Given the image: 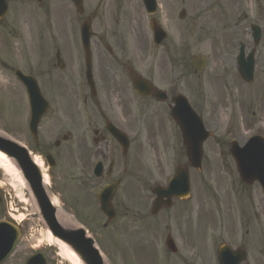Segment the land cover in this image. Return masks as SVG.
I'll list each match as a JSON object with an SVG mask.
<instances>
[{
	"label": "rangeland",
	"instance_id": "rangeland-1",
	"mask_svg": "<svg viewBox=\"0 0 264 264\" xmlns=\"http://www.w3.org/2000/svg\"><path fill=\"white\" fill-rule=\"evenodd\" d=\"M42 2L45 9L39 10L36 0H7L8 13L0 21L1 44L8 37L11 25L17 30L23 27L25 35L26 22L41 14L39 18L49 40L56 34L76 37L78 24L75 19L78 17L80 23L95 11L105 17V21L97 18L92 21L96 35L105 36L108 31L107 36L115 38L108 37L110 40L142 43L144 69H151L163 78L173 77L178 91L187 96L204 127L211 132L202 144L201 171L189 166L176 125L165 138H134L132 146L137 149L132 148L127 155L128 186L122 189L119 197L128 204L127 212L116 210L115 218L106 227L102 226L105 217L92 207L91 192L78 190L70 177L47 180L48 194L85 226L101 250L105 264H183L182 257L189 258L196 250L204 256V264H216V249L221 243L231 248L243 243L251 264H263L262 192L256 183L245 185L240 181L229 145L235 141L242 146L253 134L264 136V0L159 1L160 7L154 16L167 32L166 43L171 50L157 57L158 49L149 39L152 33L140 0H83L81 15L75 12L69 0ZM181 9L185 10L182 20L177 16ZM135 23L143 27L130 28ZM251 23L260 26L262 31L256 45L250 36ZM141 33L147 37L145 40L138 38ZM131 34L138 35L131 39L125 37ZM239 42L244 43L245 54L254 50L251 83L243 81L236 69ZM195 55H202L207 61L206 67L196 73L189 66ZM43 92L50 97L48 90L43 89ZM55 94L52 93L53 99H56ZM27 123L25 92L12 72L0 67V131L25 146L39 160L40 153L32 147ZM37 140L39 144L42 141L40 137ZM42 162V170L46 173V165ZM179 166L186 168L189 174L188 204L203 202L204 214H199L197 219L191 216L187 222V214L177 213L172 207L151 217L150 188L155 184L165 185ZM137 176L142 187L137 186ZM0 197L3 199L0 219L17 223L21 232L15 249L1 264H25L27 257L36 251L43 252L47 264H70L58 255L55 246L45 243L46 229L25 182L20 185L14 175H6L0 169ZM62 200L70 202L65 203L81 214L63 206ZM136 201H141V205L136 207ZM248 218H251L249 223ZM168 233L177 246L176 255L165 248L164 239Z\"/></svg>",
	"mask_w": 264,
	"mask_h": 264
},
{
	"label": "flooded vegetation",
	"instance_id": "flooded-vegetation-1",
	"mask_svg": "<svg viewBox=\"0 0 264 264\" xmlns=\"http://www.w3.org/2000/svg\"><path fill=\"white\" fill-rule=\"evenodd\" d=\"M36 1L37 9H45L42 0ZM159 1L172 2V0H155L156 12L160 7ZM140 2L144 9L142 0ZM41 15L26 22L25 35H23V27L17 30L11 25L7 30L8 37H5L2 44L0 42V67L10 70L17 84L23 89L22 83L15 77L16 70L32 76L39 89L48 90L50 95V97L45 96L42 89L48 102V109L37 126V138L40 137L42 141L39 144L38 140L32 139V147L40 153L39 160L46 165L44 174L47 180L72 178L78 190L87 194L91 192L94 198L93 206L97 207V192L103 186L115 183L111 197L112 207L115 212L121 210L126 213L128 204L120 201L119 197L123 193L122 189L128 186L127 155L132 148L137 149L136 146H132L134 138L144 140L165 138L168 131L175 128V123L170 117V108L174 99L178 94L187 100L188 98L178 91L173 77L163 78L151 69H144L142 43L110 40L109 38H115L107 36L108 31L104 33L105 36H97L94 31L90 38L92 83L88 84L80 45L79 18L75 19L78 24L75 30L78 36L70 38L56 34L53 36L55 39L50 37L49 40L46 27L39 18ZM86 17L89 18L91 25L95 18L105 21V17L97 15L95 11ZM147 17L149 22L151 16L147 15ZM153 19L160 25L154 15ZM115 20L117 22L118 19ZM136 24L140 25L135 23L130 28L139 29L134 27ZM138 34L131 36L134 38ZM167 38L166 34L160 44H154L158 49L156 57L159 53H170L171 49L166 43ZM134 82L146 84V94L136 91L133 88ZM52 93H56V99H53ZM188 102L190 103L189 100ZM114 128L127 137L129 146L126 150H123L113 137ZM151 149L155 150L153 145ZM47 158L52 166H49ZM136 182L138 187H142L138 176ZM139 191L142 193L141 188ZM68 199H72L71 196H68ZM65 202L67 200L64 204L70 203ZM2 204L3 199L0 197V205ZM139 205L141 201H136V207ZM203 205L201 201H195L190 205L188 200L174 198L171 208L176 209L177 213L187 214L188 222L191 216L197 219L199 214H204ZM166 209L163 207L161 210ZM77 213L81 214L79 211ZM250 219L248 218V223ZM261 231L264 245V227ZM248 234L249 230L246 232V235ZM246 242L247 240L244 245ZM236 248H244L243 243ZM197 251L192 252L189 258L182 257V262L204 264V256ZM216 264H218L217 260ZM242 264H251V262L247 257Z\"/></svg>",
	"mask_w": 264,
	"mask_h": 264
},
{
	"label": "water",
	"instance_id": "water-1",
	"mask_svg": "<svg viewBox=\"0 0 264 264\" xmlns=\"http://www.w3.org/2000/svg\"><path fill=\"white\" fill-rule=\"evenodd\" d=\"M78 11H82V0H71ZM147 12H154V0H143ZM7 12V3L0 0V18ZM184 11H180L179 17L183 18ZM153 31V41L159 43L165 36L164 32L155 25L153 20L150 22ZM251 36L255 43L260 38V28L250 25ZM92 35L89 19L82 22L80 26L81 45L86 62L87 82L90 84V66H89V38ZM205 65V60L201 56H196L191 61V67L194 70H201ZM237 69L246 82L252 80L253 73V51L244 56V45L240 43L239 55L237 57ZM18 79L26 88V94L31 108V118L29 128L34 138H36L37 123L47 108V104L40 94L35 81L30 76H25L21 72H15ZM139 91L143 88L134 85ZM171 117L179 126L183 143L186 147V153L189 163L192 167L200 169V161L203 141L209 136L201 119L193 112L187 101L182 96L174 99V105L171 108ZM121 134L117 132L116 137ZM119 139V138H118ZM120 142H125L124 148L127 147V140L124 138ZM0 152L8 157L20 172L24 179L32 199L35 202L40 218L42 219L46 230L53 239L64 243L83 264H105L103 258L96 247L94 240L87 235L86 231L77 225L63 224L56 216V208L51 198L46 192L42 183L41 173L30 157L27 149L18 144L13 139L0 134ZM230 154L235 160L238 174L243 182L252 184L257 182L264 196V139L260 136L250 138L243 146L239 147L235 141L231 142ZM51 165V163H49ZM110 188V187H109ZM152 193L156 198L151 207V214L155 215L159 210L163 199L166 198L165 204L170 205L172 197L186 198L189 195V177L185 170L177 169L175 175L170 178L166 187L155 186ZM110 193L105 188L98 194L100 210L106 214L107 221L114 217V211L110 206ZM19 229L13 223L0 220V262L4 260L12 251L15 243L19 239ZM165 245L170 251H175L174 242L169 235L165 238ZM218 259L220 264H239L245 260L243 250L232 251L225 246L218 250ZM27 264H46L44 257L37 253L27 260Z\"/></svg>",
	"mask_w": 264,
	"mask_h": 264
},
{
	"label": "bare ground",
	"instance_id": "bare-ground-1",
	"mask_svg": "<svg viewBox=\"0 0 264 264\" xmlns=\"http://www.w3.org/2000/svg\"><path fill=\"white\" fill-rule=\"evenodd\" d=\"M134 27L141 28V26L138 24L134 25ZM126 37L128 39L132 38L131 35H128ZM138 38L145 40L147 37L145 35H140ZM220 113H222V109ZM0 134L3 136H6L1 131H0ZM32 160L35 162L38 168L42 170L41 162L36 157H33ZM0 169H2L6 175L7 174L14 175L17 178V181L19 182V184L24 185V180L21 177L15 165L13 164V162L1 152H0ZM43 178H44V185H47L46 176L45 177L43 176ZM51 201L53 205L56 207L57 219L63 224L75 225V221L73 217L63 211V209L58 205L57 200L55 198H52ZM43 237H44L45 243L47 245L55 246L57 249L58 255L62 257L63 259H65L66 261H68L70 264H83L79 260V258L76 256V254L69 249V247H67L64 243L58 241L57 239H53L49 232L45 231V234Z\"/></svg>",
	"mask_w": 264,
	"mask_h": 264
}]
</instances>
